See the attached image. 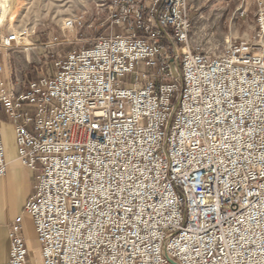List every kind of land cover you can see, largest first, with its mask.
Segmentation results:
<instances>
[{
	"label": "built area",
	"instance_id": "obj_1",
	"mask_svg": "<svg viewBox=\"0 0 264 264\" xmlns=\"http://www.w3.org/2000/svg\"><path fill=\"white\" fill-rule=\"evenodd\" d=\"M97 6L107 33L52 75L13 81L0 63V176L4 115L36 171L23 213L39 244L17 215L0 264H264V0H241L253 34L217 55L193 45L190 0Z\"/></svg>",
	"mask_w": 264,
	"mask_h": 264
},
{
	"label": "rangeland",
	"instance_id": "obj_2",
	"mask_svg": "<svg viewBox=\"0 0 264 264\" xmlns=\"http://www.w3.org/2000/svg\"><path fill=\"white\" fill-rule=\"evenodd\" d=\"M4 0H0L3 2ZM100 0H6L0 17V34L16 30L31 36L20 35V47L0 49V63L6 66L13 81L34 79L54 71L56 58L74 47L88 45L89 39L106 34L107 17L97 3ZM241 0H190L192 41L194 47L208 54H220L226 39L246 38L253 34L254 10L239 14ZM1 10V7H0ZM81 17L71 29H63L67 19ZM30 44V46H28ZM35 75V76H34ZM9 85V79H8ZM4 116V115H3ZM3 144L6 153L14 151V134L9 119L1 117ZM39 248V244H35Z\"/></svg>",
	"mask_w": 264,
	"mask_h": 264
},
{
	"label": "crops",
	"instance_id": "obj_3",
	"mask_svg": "<svg viewBox=\"0 0 264 264\" xmlns=\"http://www.w3.org/2000/svg\"><path fill=\"white\" fill-rule=\"evenodd\" d=\"M11 132L13 133L12 126ZM14 147V151L6 153L7 173L0 176V263H5L9 259L11 248L8 228L17 215H22V234L29 247L36 248L37 243L32 220L28 214L23 213L27 198L35 191L37 175L36 171L21 165L17 160L15 144Z\"/></svg>",
	"mask_w": 264,
	"mask_h": 264
},
{
	"label": "bare ground",
	"instance_id": "obj_4",
	"mask_svg": "<svg viewBox=\"0 0 264 264\" xmlns=\"http://www.w3.org/2000/svg\"><path fill=\"white\" fill-rule=\"evenodd\" d=\"M0 7H1V10H0V17H1V15L4 13L3 11L5 10V8H6V0H4L3 2H0ZM1 21V20H0ZM65 23V22H64ZM14 31H16V30H14ZM17 33L19 34V36L21 35H23L24 34V31L22 30V31H17ZM24 36H26V35H24ZM23 45V44H22Z\"/></svg>",
	"mask_w": 264,
	"mask_h": 264
},
{
	"label": "water",
	"instance_id": "obj_5",
	"mask_svg": "<svg viewBox=\"0 0 264 264\" xmlns=\"http://www.w3.org/2000/svg\"><path fill=\"white\" fill-rule=\"evenodd\" d=\"M171 68H172V70H173L174 76H177V75H178V73H177V71H176V70H174V64H173V63L171 64Z\"/></svg>",
	"mask_w": 264,
	"mask_h": 264
},
{
	"label": "trees",
	"instance_id": "obj_6",
	"mask_svg": "<svg viewBox=\"0 0 264 264\" xmlns=\"http://www.w3.org/2000/svg\"><path fill=\"white\" fill-rule=\"evenodd\" d=\"M35 76V75H34ZM37 76H39V75H37ZM37 76H35L34 78H37Z\"/></svg>",
	"mask_w": 264,
	"mask_h": 264
}]
</instances>
